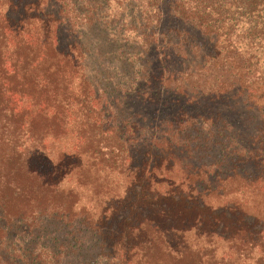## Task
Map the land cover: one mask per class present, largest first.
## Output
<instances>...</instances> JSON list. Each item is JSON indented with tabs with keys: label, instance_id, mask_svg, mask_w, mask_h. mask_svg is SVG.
<instances>
[{
	"label": "trees",
	"instance_id": "trees-1",
	"mask_svg": "<svg viewBox=\"0 0 264 264\" xmlns=\"http://www.w3.org/2000/svg\"><path fill=\"white\" fill-rule=\"evenodd\" d=\"M0 252L264 264V0H0Z\"/></svg>",
	"mask_w": 264,
	"mask_h": 264
},
{
	"label": "rangeland",
	"instance_id": "rangeland-1",
	"mask_svg": "<svg viewBox=\"0 0 264 264\" xmlns=\"http://www.w3.org/2000/svg\"><path fill=\"white\" fill-rule=\"evenodd\" d=\"M99 26L93 27L85 35L88 49L87 74L97 87L111 89L125 81V71L128 68L125 57L110 48L105 31H102L103 27ZM1 254L2 252L0 256ZM4 259L1 262H5Z\"/></svg>",
	"mask_w": 264,
	"mask_h": 264
}]
</instances>
